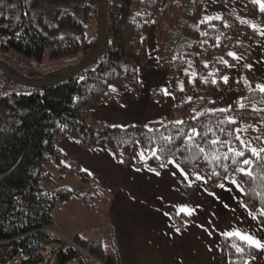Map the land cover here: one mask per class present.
<instances>
[{
    "label": "trees",
    "instance_id": "1",
    "mask_svg": "<svg viewBox=\"0 0 264 264\" xmlns=\"http://www.w3.org/2000/svg\"><path fill=\"white\" fill-rule=\"evenodd\" d=\"M210 1L225 7H231L232 1L240 3L241 14L260 24L264 39V0ZM98 2L0 0V55L13 53L34 69L52 66L55 70L47 77L71 69L100 44ZM205 2L106 0V46L94 65L29 95H0V264H11L19 256L20 264H38L39 252L59 242L51 232L54 209L79 197L69 189L55 188L54 183L74 178L90 184L87 174L67 164L58 149L63 139L85 150L108 151L117 160L129 159L139 150L144 160H134V167L155 173L173 162L185 174L199 176L207 193L236 181L243 206L264 223V92L253 82L249 67L237 62L249 61L238 41L256 43L258 38L234 16L206 18ZM93 25L94 37H90ZM152 26L156 65L165 72L173 95L185 92L201 97L174 107L168 120L142 127H110L89 120L85 109L114 98L111 88L138 97V69L148 60L147 34ZM261 60L264 63V50ZM231 70L233 77L225 81ZM223 92L236 93L237 98L220 111L212 98ZM150 96L158 104L165 102L160 88L151 90ZM193 129L200 135L189 140ZM244 138L261 146L259 159L242 146ZM213 140L218 143L212 144ZM230 148L245 154L235 164ZM244 158L252 164L243 165ZM241 167L251 171V177L237 170ZM75 242L100 260L102 248L97 240L89 248ZM220 246L229 264H245L260 255L234 237H222ZM76 258L66 249L57 264Z\"/></svg>",
    "mask_w": 264,
    "mask_h": 264
},
{
    "label": "crops",
    "instance_id": "2",
    "mask_svg": "<svg viewBox=\"0 0 264 264\" xmlns=\"http://www.w3.org/2000/svg\"><path fill=\"white\" fill-rule=\"evenodd\" d=\"M242 10L235 1L225 7L206 0L203 13L214 19L225 14L239 18ZM147 52V63L138 69V97L111 88L114 98L85 109L89 120L110 127H142L168 120L174 107L201 97L185 92L173 95L165 72L157 68L153 36L149 41L147 35ZM261 77L264 82V74ZM160 87L162 105L150 96L151 90ZM58 149L67 164L87 174L91 182L85 185L78 180V190L61 186L79 197L54 209L51 232L81 241L87 248L97 240L102 248L100 260L96 259L100 264H229L220 240L236 231L264 244V223L243 206L237 184L227 182L207 193L201 179L185 174L173 162L157 174L136 169L133 157L117 160L108 151L85 150L69 139L61 140ZM90 212L99 219L90 221ZM251 247L260 255L245 264H264V248ZM68 264H83V260L76 258Z\"/></svg>",
    "mask_w": 264,
    "mask_h": 264
},
{
    "label": "rangeland",
    "instance_id": "3",
    "mask_svg": "<svg viewBox=\"0 0 264 264\" xmlns=\"http://www.w3.org/2000/svg\"><path fill=\"white\" fill-rule=\"evenodd\" d=\"M206 17L208 19L213 18V17H209L208 14H206ZM238 19L243 25L250 28V30L257 36L259 41L255 43V42L246 41L244 39L239 40L238 43H239L240 48L243 51L248 52L247 55L249 57V61H244L245 59L244 60L237 59V62L239 66L241 65V66L249 67V70L250 71L252 70V80L257 86H264V82H262V77H261L264 74V65L261 63V58H260L262 50L264 49V39L262 35L263 33L262 27L256 20L250 18L249 16H240ZM152 29H154L153 26L150 27V31H148V34H147L149 41L153 36ZM90 37H94V25L92 26V33ZM28 63L29 62L27 60L20 58L19 56L13 53H9L7 56L0 55V64L5 66L6 68L11 69L12 74L21 79H24L27 81H41L44 79L52 78V77H47V76L50 74L49 72L54 71L55 69L52 68V66L47 65V62L45 64L47 66H45L42 69H34L33 67H30ZM233 74H234V70H231L230 74L228 75L227 81H229L233 77ZM159 84H162V83H159ZM2 93L29 95L32 93V90L11 83L2 73H0V95ZM236 98H237L236 93L223 92L218 97L212 98V101L217 102L216 108L226 109L233 103V101ZM241 141H243L242 146L248 150L252 148L256 149L257 152L261 150V146H259L252 138H244ZM134 160L135 161L144 160V156L139 150H136L135 155L133 156V161ZM52 169L53 168H51L50 171H53ZM53 173H55V171H53ZM63 185L64 186L67 185L70 188V190H76L78 185L80 184L78 180L71 179V180H67V182L64 184H61L60 181H56L53 186L57 188ZM91 211L93 210L91 209ZM90 215H91L90 221H95L99 219V215L95 214L94 212H90ZM72 242L76 243L75 241H72ZM20 260L21 258L17 257V259L13 261L11 264H19Z\"/></svg>",
    "mask_w": 264,
    "mask_h": 264
},
{
    "label": "water",
    "instance_id": "4",
    "mask_svg": "<svg viewBox=\"0 0 264 264\" xmlns=\"http://www.w3.org/2000/svg\"><path fill=\"white\" fill-rule=\"evenodd\" d=\"M106 0H99L97 7V17H96V27H97V35L100 40V44L96 48V50L91 53L88 57H86L83 61L78 63L76 66L71 69L54 76L52 78L44 79L41 81H27L21 79L9 72V70L0 64V73H2L11 83L16 84L18 86L28 88L31 90H44L46 88L52 87L59 83L65 82L72 77L78 75L83 72L87 68L91 67L96 63L98 58L102 55L105 46H106V33L104 30L105 20H104V9H105Z\"/></svg>",
    "mask_w": 264,
    "mask_h": 264
},
{
    "label": "snow or ice",
    "instance_id": "5",
    "mask_svg": "<svg viewBox=\"0 0 264 264\" xmlns=\"http://www.w3.org/2000/svg\"><path fill=\"white\" fill-rule=\"evenodd\" d=\"M254 2H256V0H254ZM261 10L264 11V4L261 5ZM219 18V17H217ZM229 55H232L234 58H237L235 57V55L233 53H229ZM227 77H224V80L227 81ZM260 90L262 92H264V86H260ZM220 111H225L224 109H221ZM234 122V121H233ZM182 123V122H180ZM200 133L197 132L195 129L192 130V134L188 136V139L189 140H192L194 136H199ZM239 138V137H238ZM170 142V138H167ZM218 141L216 140H213L212 141V144H217ZM242 145H243V141H241ZM199 151L201 153H204L205 152V149L204 148H200ZM230 152L233 153V159H232V162L235 164L239 161V159L241 157H244V152L243 151H238V150H234V149H229ZM249 151L251 152L252 156L254 157H257L258 159L260 158V154L257 152L256 149L252 148V149H249ZM228 157H225V159H227ZM242 163L243 165L245 166H249L252 164V161L247 159V158H244L242 160ZM238 171H240L243 175H246V176H249L251 177L252 173L251 171H249L247 168H238L237 169ZM158 174V173H157ZM197 179H200L199 176H197ZM233 184H236V181H231ZM221 187H223V185H220ZM237 187H239V185L237 184ZM261 215H264V212L261 213ZM255 219V217H253ZM228 237H236L238 238L239 240H241L242 242L248 244L249 246H255L257 248H264V244H262L259 240H256L255 238L247 235V234H243V233H240L239 231H236V232H229L226 234ZM237 252H242V249H240L239 247L236 248Z\"/></svg>",
    "mask_w": 264,
    "mask_h": 264
},
{
    "label": "built area",
    "instance_id": "6",
    "mask_svg": "<svg viewBox=\"0 0 264 264\" xmlns=\"http://www.w3.org/2000/svg\"><path fill=\"white\" fill-rule=\"evenodd\" d=\"M56 237L59 239V242L48 245L39 252L40 262L38 264H57L59 255L66 249L72 250L77 258L83 260V264H99L86 249L70 240L61 238L57 235Z\"/></svg>",
    "mask_w": 264,
    "mask_h": 264
},
{
    "label": "bare ground",
    "instance_id": "7",
    "mask_svg": "<svg viewBox=\"0 0 264 264\" xmlns=\"http://www.w3.org/2000/svg\"><path fill=\"white\" fill-rule=\"evenodd\" d=\"M56 236V235H55ZM87 250V249H86ZM88 251V250H87ZM77 257V256H76ZM96 261V260H95ZM98 262V261H97ZM99 263V262H98ZM100 264V263H99Z\"/></svg>",
    "mask_w": 264,
    "mask_h": 264
}]
</instances>
